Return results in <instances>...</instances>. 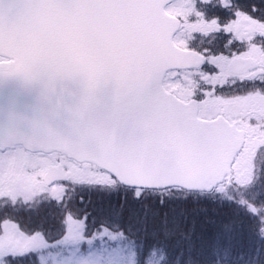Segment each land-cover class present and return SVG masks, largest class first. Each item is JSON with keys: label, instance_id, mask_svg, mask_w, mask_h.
I'll list each match as a JSON object with an SVG mask.
<instances>
[{"label": "snow or ice", "instance_id": "obj_1", "mask_svg": "<svg viewBox=\"0 0 264 264\" xmlns=\"http://www.w3.org/2000/svg\"><path fill=\"white\" fill-rule=\"evenodd\" d=\"M78 86L0 131V264H264V0H0V79Z\"/></svg>", "mask_w": 264, "mask_h": 264}, {"label": "water", "instance_id": "obj_2", "mask_svg": "<svg viewBox=\"0 0 264 264\" xmlns=\"http://www.w3.org/2000/svg\"><path fill=\"white\" fill-rule=\"evenodd\" d=\"M78 86L70 81H57L53 89L46 90L41 83L25 84L19 78L0 79V131L11 117H32L39 111L49 115L59 111L55 121L64 126L67 108L72 103Z\"/></svg>", "mask_w": 264, "mask_h": 264}]
</instances>
